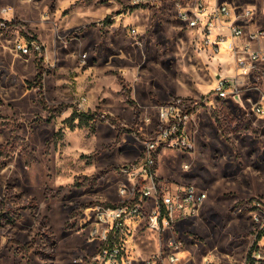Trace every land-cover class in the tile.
<instances>
[{"label":"rangeland","instance_id":"rangeland-1","mask_svg":"<svg viewBox=\"0 0 264 264\" xmlns=\"http://www.w3.org/2000/svg\"><path fill=\"white\" fill-rule=\"evenodd\" d=\"M129 2L0 0V21L15 19L23 30L0 33V264H85L98 245V238H91L96 205L121 199L118 187L128 180L120 166L137 158L140 138H149L157 125L156 106L175 92L211 101L210 115L203 110L194 119L193 149L165 147L157 158L158 178L193 184L207 195L197 216L173 224L182 243L179 256L190 258L187 264L205 257L243 264L256 247L258 263L264 264V229L258 231L264 224V120L250 112V98L238 102L244 109L237 112L214 99L205 84L206 73L215 69L210 70L208 57L194 44L195 31L177 19L170 1L157 7ZM242 5L253 11L250 25L264 29V0ZM4 7L9 13L1 11ZM16 38L34 42L37 50L20 54ZM38 63L50 111L29 85ZM222 64L234 69L229 57ZM119 78L130 96L133 90L138 116L124 102ZM249 90L258 93L255 88L242 93ZM82 96L86 101L79 107ZM54 107L62 112L50 118ZM73 109L96 110L114 124L100 122L90 133L76 120L71 128L66 118ZM235 122L244 129L234 131ZM112 166L118 168L89 184L94 174ZM15 210L20 219H2ZM170 235L161 232L159 241L154 231L142 235L137 259L143 262L159 245L165 250Z\"/></svg>","mask_w":264,"mask_h":264},{"label":"built area","instance_id":"built-area-1","mask_svg":"<svg viewBox=\"0 0 264 264\" xmlns=\"http://www.w3.org/2000/svg\"><path fill=\"white\" fill-rule=\"evenodd\" d=\"M162 0H130L131 6L158 4ZM174 5L177 19L183 26L195 31L194 44L199 50L209 46L216 55L223 47L232 56L235 66L246 72L248 80L241 82L237 75L229 76L217 72L212 95L214 99L227 101L230 96L241 102L240 93L248 88L260 92L257 101L250 104V112L264 120V48H252L251 41L264 39V29L246 30L245 26L254 20L253 11L243 6L245 0H167ZM9 13V8L1 10ZM6 20L2 17L0 26ZM130 32L137 34L135 27ZM34 42L24 38L14 40V49L22 55L37 50ZM209 98V97H208ZM208 98L174 96L156 106L157 125L149 138L140 139L141 150L137 158L120 166L127 175L128 184L118 187L120 200L113 205H96L95 226L91 238H98V245L85 264H187L179 256L181 241L174 236L173 224L181 219L197 216L206 199V192L193 184L161 179L157 175L159 151L165 147L193 149L191 119L194 112L203 105H209ZM86 97L79 100L83 106ZM244 102V101H243ZM227 103V102H226ZM188 164H184L188 168ZM259 205V203H256ZM264 229V224L259 230ZM171 234L157 251L149 253L143 262L137 259V245L144 243L147 232L154 231L159 241L161 232ZM173 235V236H172ZM259 246L258 244L256 245ZM131 247L135 248V251ZM131 255H130V254ZM261 258L257 248L243 264H259ZM199 264H223L210 258H203Z\"/></svg>","mask_w":264,"mask_h":264},{"label":"trees","instance_id":"trees-1","mask_svg":"<svg viewBox=\"0 0 264 264\" xmlns=\"http://www.w3.org/2000/svg\"><path fill=\"white\" fill-rule=\"evenodd\" d=\"M106 20H107V18L104 19V22H106ZM5 24H6V27L4 29H0V33L4 30L10 31V30H15V29H19L20 32H23V30L21 29L20 23H17V20H15V19L8 20L5 22ZM32 39H33V37H32ZM42 74H43V72L41 69V65L38 63L37 64V72H36L35 77H34V82L32 84H29V85L31 87L36 88V93H37V97H38L37 99H38V102L41 104V106L50 111L52 108H50L47 105V102L44 99L43 91L41 89V82L43 79ZM118 80H119V83L121 85L120 92L123 96L124 102L132 108L134 116H138L137 104L130 96V89L126 87V83L122 78H119ZM53 110H55V111H53L52 114L50 113V118L57 116V115L61 114V112H62L61 107H59V108L54 107ZM76 120H77L78 126H83V125L89 126L90 133L95 132L96 126L100 122L108 121V122L114 124V121L110 117H108V115L102 114V113H97L96 110H94V111H89V110L88 111H78L77 109H73L72 112L70 113V115L66 118V122L68 123L69 127L73 128L76 124ZM216 122H217V126H218L220 133L223 135V137L228 142L231 143V138L229 137L228 132L223 128L221 122L218 119H216ZM0 124H2V123H0ZM235 125H236V127H235L234 131L239 132L242 129H244V128H238L237 127L238 122H235ZM58 133H60V132H58ZM140 139H142V138H140ZM113 168H118V166L117 167L112 166V167H109L105 170L99 171L98 173L94 174L92 179L89 180V182H90L89 184L93 185L98 178L105 176ZM77 185L79 186V184H77ZM19 218H20V214L16 210L11 214L2 216V219L6 220L7 222H10L12 219L18 220ZM46 240H50V236H48L47 234H46ZM41 255L46 257V258L47 257L52 258L50 255L47 256L43 253H41Z\"/></svg>","mask_w":264,"mask_h":264},{"label":"crops","instance_id":"crops-1","mask_svg":"<svg viewBox=\"0 0 264 264\" xmlns=\"http://www.w3.org/2000/svg\"><path fill=\"white\" fill-rule=\"evenodd\" d=\"M154 7H157L158 4H155L153 5ZM252 23V22H251ZM255 25L251 24L250 23L248 25L245 26L246 30L250 29V28H254ZM256 28H261L259 25L258 26H255ZM255 29V28H254ZM251 46L252 48H264V39H259V40H255V41H251ZM202 52H204L206 54V56L208 57V65H209V68L210 70H214L213 72L211 73H206L208 76H209V79L208 81L206 82V86L210 87V88H213L214 87V84H215V79L217 77V72H219V69H221L222 71H220L222 74H225V75H229V76H234V75H237V78L238 79H242L241 82H245L247 81L249 78L248 76L246 75V72L243 71L242 69H238L236 68L235 66V62L232 58V56L225 50V48H220L219 52L214 55L212 53V49L211 47L209 46H206L204 47L203 50H201ZM224 57H229V59L232 60V63H233V67L234 69H227L224 64H222V60ZM133 90H132V95L131 97L133 98V100L135 101V97H133ZM173 96H183V95H178L175 94ZM191 97V96H190ZM246 97V99H252L253 101H250V100H247V102L249 103V106L251 103H253L254 101H257L260 97V92H256V93H252V90L250 91H246L245 93H240V98H241V103L243 104V98ZM165 100V99H163ZM216 100V99H215ZM227 104L228 106L232 109V110H235V112L238 111V108L240 107L241 109H244L241 105L238 107L237 105H239L237 102H235L232 98L228 97L227 99ZM204 106V107H203ZM202 107H200L199 109H197L193 116H192V121H191V126H194L196 123L194 121L195 117L198 115L199 112L203 111V110H206V115H210V110L208 109V107L210 108L211 106V102L209 103V105H203ZM214 106V105H213ZM205 107H207V109H204ZM195 129V128H194ZM243 132L241 133V136H242ZM140 144V142H138ZM20 219V218H19ZM94 248V247H93ZM92 248V250H93ZM87 251V250H86ZM88 251H91L88 250Z\"/></svg>","mask_w":264,"mask_h":264},{"label":"bare ground","instance_id":"bare-ground-1","mask_svg":"<svg viewBox=\"0 0 264 264\" xmlns=\"http://www.w3.org/2000/svg\"><path fill=\"white\" fill-rule=\"evenodd\" d=\"M222 48H223V47H222ZM228 97H230V96H228ZM230 98H231V97H230ZM243 134H244V133H243ZM259 146H260V145H259ZM261 146H262V145H261ZM261 146H260V147H261ZM248 147H249V146H248ZM252 147H253V146H252ZM261 149H262V148H261ZM255 152H256V151H255ZM253 158H254V157H253ZM257 159H258V158H257ZM18 164H19V163H18ZM210 168H211V167H210ZM181 220H182V219H181ZM186 222H187V221H186ZM69 234H70V233H69ZM69 234H68V235H69ZM211 239H212V238H211ZM210 241H211V240H210ZM207 243H208V242H207ZM198 244H199V243H198ZM198 244H197V245H198ZM210 244H211V243H210ZM211 245H212V244H211ZM203 246H204V245H203ZM201 247H202V246H201ZM207 247H208V246H207ZM209 247H210V246H209ZM81 248H82V247H81ZM193 251H194V250H193Z\"/></svg>","mask_w":264,"mask_h":264}]
</instances>
